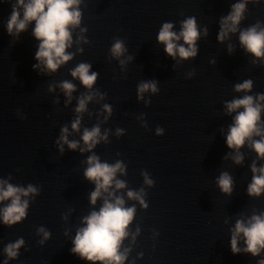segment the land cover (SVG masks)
<instances>
[{"label":"water","instance_id":"95a60500","mask_svg":"<svg viewBox=\"0 0 264 264\" xmlns=\"http://www.w3.org/2000/svg\"><path fill=\"white\" fill-rule=\"evenodd\" d=\"M240 2L81 0V22L70 28L72 44L66 49L72 58L53 72L43 64L33 68L40 43L33 35L35 21L9 34L6 24L15 0H0V181L38 189L21 197L28 207L20 221L8 225L0 218V264H103L82 259L71 248L77 230L86 226L83 218L115 196L124 207L135 208L119 248L127 250L123 264H257L264 259V249L258 256L243 251L242 235L239 253L232 252L230 243L237 220L264 213V191L248 194L253 163L264 166L251 146L261 137L254 135L238 150L226 144L236 112L227 113L225 102L264 94V57H255L239 41L241 30L257 22L258 31L264 28V0H247L237 31L222 42L217 39L221 17ZM190 17L200 33L197 54L173 58L157 35L166 22L179 34ZM116 40L126 49L120 57L111 54ZM176 43L188 47L183 39ZM80 63H89L90 73H97L91 89L71 75ZM249 79L250 91H235L236 84ZM63 81L75 86L70 100L60 87ZM144 81H155L158 91L137 99V86ZM88 94L92 100L77 113L79 98ZM77 116L80 125L73 130ZM260 117L264 127V108ZM97 125L107 139L81 152L84 129ZM62 127L68 128L69 141L78 142L76 149L59 141ZM157 127L164 130L161 135ZM117 129L123 132L118 135ZM237 151L239 164L233 159ZM93 154L110 165L120 161L124 172L115 179L125 182L122 189L110 187L113 197L102 192L94 205L90 193L95 184L84 176ZM223 172L232 177L230 194L217 184ZM141 189L147 207L127 196ZM9 203L0 201V209ZM20 239L24 243L17 256L9 258L5 247Z\"/></svg>","mask_w":264,"mask_h":264},{"label":"clouds","instance_id":"9594fccd","mask_svg":"<svg viewBox=\"0 0 264 264\" xmlns=\"http://www.w3.org/2000/svg\"><path fill=\"white\" fill-rule=\"evenodd\" d=\"M81 0H15L12 5L11 14L7 20V32L17 35L24 31L29 22L35 21L33 28L34 37L40 41L38 49L35 53V59L39 62L34 64L33 68H38L40 64L49 71H56L57 68L69 61L72 54L66 53V49L72 44V33L70 28L74 29L80 25L81 12L78 5ZM247 0H241L240 3L232 5L231 12L220 20V32L217 36L219 41H223L229 33H235L237 26L243 18ZM19 9V10H18ZM22 10V17H21ZM259 22L257 24L241 30L239 41L246 51L252 53L255 57H264V28L258 31ZM173 24L166 22L160 28L157 35L158 42L164 44V51L175 58L178 54L182 59L195 57L197 54L196 41L199 39L200 33L197 30L195 18H188L182 22L179 34L172 31ZM85 31V29H81ZM205 34L207 30L205 29ZM79 39V38H78ZM183 39L188 47L178 45L176 41ZM231 50V49H230ZM126 51L123 42L116 40L112 44L111 54L114 57H120ZM129 59H131L129 57ZM121 64L124 61H120ZM91 65L89 63H80L71 71L73 77H78L85 88L91 89L97 79V73H90ZM191 75V73L189 74ZM60 87L64 90V94L71 99V93L75 90V86L69 81H63ZM252 81L245 80L243 83L234 86L235 91H250ZM151 91L157 92L155 81H144L137 86V99L143 98V93ZM101 98H103L102 94ZM92 94L84 95L78 100L75 111L82 113L86 110V104L92 100ZM264 101V94H257L255 99L252 95H245L242 98L233 99L225 102L227 113L236 112L233 118V124L229 126L226 136V144L228 148L239 149L245 144L246 140L252 137L260 136L259 140L252 141V148L258 157L264 158V127L260 123V114L264 105L259 103ZM147 103V101H146ZM104 110L111 113L109 105L105 104ZM243 109L242 111H236ZM107 119V117H105ZM80 125V117L72 122V129L77 130ZM163 129L157 127L156 134L161 135ZM122 129H117V134H121ZM68 128H61L59 141L67 143L70 149L78 147L77 141H69L67 138ZM107 139V133L101 135L99 126H94L90 130L85 128L82 135L85 148L80 151L91 150L101 140ZM63 151L62 144L60 146ZM235 163L239 164L242 156L237 151L233 157ZM88 167L84 172L85 178L94 182L95 190L90 193V203L95 204L102 192L107 193L108 197H113L110 187L114 184L116 189L125 187V182L115 179L116 173L124 172V165L117 161L115 164L100 162L99 158L93 154L87 158ZM253 173L252 182L248 185V194L259 196L264 191V166L257 168L255 163L251 167ZM259 172V175L256 173ZM144 175V183L152 185L153 181ZM217 184L223 193L230 194L232 192V177L223 172L217 178ZM0 201L10 200V203L0 209V218L5 224L11 225L20 221L26 215L28 207L27 200H21V197H27L30 193L36 194L38 189L28 185L27 188H21L8 184L6 181H0ZM127 196L130 199L138 200L142 206L147 207L142 196L143 189L139 192L128 191ZM124 200L115 196L110 201L108 198L103 200V204L98 211H92L88 216L83 218L86 226L77 230L73 240L71 251L78 254L82 259L88 261H101L103 264H123L126 258V252L119 251L121 242L128 235L127 228L133 220L135 208L124 207ZM39 231H44L43 228ZM45 237L48 236L44 232ZM243 236L246 247L244 252L251 253L252 256H258L264 249V213L260 215H252L246 222L237 220L232 229L231 250L239 253L241 249L237 246L238 240ZM23 240H17L15 243L9 244L4 251L9 258L17 256V249L23 244ZM5 264L7 262L5 261ZM257 264H264V259H260Z\"/></svg>","mask_w":264,"mask_h":264}]
</instances>
